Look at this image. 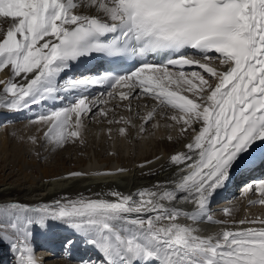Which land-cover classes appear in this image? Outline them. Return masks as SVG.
<instances>
[{
	"label": "snow or ice",
	"instance_id": "snow-or-ice-1",
	"mask_svg": "<svg viewBox=\"0 0 264 264\" xmlns=\"http://www.w3.org/2000/svg\"><path fill=\"white\" fill-rule=\"evenodd\" d=\"M0 18L8 22L0 30V74L6 77L0 106L19 111L82 90L68 106L33 121L48 126L43 135L54 148L83 143L84 119L97 114L109 125L124 124L118 131L126 136L135 127L132 117L109 116L121 106L132 113L139 108L133 101L141 99L153 104L139 130L159 115L166 123L154 127L167 129V140L182 146L160 165L161 171L176 169L174 180L128 193L0 202V240L12 232L17 264H42L32 228L47 230L50 222L82 237L101 254L100 264H264V215L238 218L228 207L221 217L211 212L237 165L264 168V153L252 154L264 144V0H0ZM96 54L114 58L115 67L64 80L76 63ZM129 59L133 66L119 74ZM92 85H107L108 99H88L83 92ZM113 101L111 109L101 107ZM87 175L71 171L67 177ZM246 191L259 195L250 203L264 206V179Z\"/></svg>",
	"mask_w": 264,
	"mask_h": 264
},
{
	"label": "bare ground",
	"instance_id": "bare-ground-1",
	"mask_svg": "<svg viewBox=\"0 0 264 264\" xmlns=\"http://www.w3.org/2000/svg\"><path fill=\"white\" fill-rule=\"evenodd\" d=\"M7 26L8 22L0 18V30L6 29ZM76 64L75 67L67 71L64 78L69 76L72 71L77 70ZM5 78L4 74H0V79ZM2 88L3 85H0V89ZM60 94H62V92ZM98 98L102 101L108 99L107 95L88 97L90 100ZM2 99L3 97L0 96V100ZM115 103H118V101H113L106 105L101 104V107L111 109ZM145 103L148 104L147 108L144 107ZM133 104H139V108H134L132 113L125 111L123 106H121L120 108H116L115 116L112 114L109 116V119L115 118L117 120L121 116L132 117V122L135 127H129L126 136H121L118 131L120 127H125L124 124L109 125L107 120L101 118L97 114L92 118L84 119L85 129L83 132V143L79 140L75 143L69 142L61 147V154H56L55 148L44 138L43 133L47 131L48 126L36 125L33 122L21 125L18 132L19 139L21 140L20 143L16 141L15 144L13 143L14 145L11 149L9 147L12 152L9 162L12 165L11 169H13V171L11 174H13L6 176L5 179L1 181L5 184L0 185V202L19 201L31 205L40 202H50L62 195H67L69 197H74L77 194L90 196L93 193L107 192L110 190L128 193L134 191L138 187L153 184L157 180L170 181L177 179V177L173 175L176 169H170L165 166L161 171L160 165L165 162L168 156L175 151L181 150V144L167 140L166 137L169 132L164 127H154L157 122L162 126L166 123L159 115H156L155 119L147 123L144 126L145 130L141 132L139 129L143 122V118L146 117L147 111L151 110L153 102L141 99L139 101H133ZM68 105L69 103L65 102L55 109ZM16 111L17 110H11L1 106L0 119L10 118L11 116L22 113L21 111ZM137 111H139L141 119L136 118ZM40 113H43V111ZM108 128L112 129L111 135H109L107 131ZM6 132L7 128L0 131V149L4 154H8L6 146L9 142V138ZM29 136H36V142H30L28 140ZM263 149L264 144L258 143L252 150V154H255L257 150L262 151ZM79 153L82 155L80 156ZM157 156L164 159L144 168L139 167L147 160H155ZM33 157L39 159L46 157L48 161L50 160L49 162H51L52 165H42L38 161H35V159H32ZM118 168H124L127 169V171L123 174L110 176L94 175V173L97 172H115ZM244 170H247V168L244 167L243 164H239L231 171L224 187L218 190L212 203L213 205L216 203V200L224 199L223 201L226 202L225 204L223 203L221 207L222 210L226 207L232 208L238 218H242L245 213H248L245 209L247 202L259 198L258 193L255 191H246L247 186L254 182L258 183L260 180L264 179V168H260V170L254 174L258 175L256 178L249 177L248 179L250 181L248 180L249 182L247 184H243V188L240 187L242 189L241 191H234L233 187L240 182L235 173L239 171L245 172ZM2 171L3 170L0 172ZM71 171H83L90 173V175L79 178H68L67 174ZM154 171L157 172V175H149L150 172ZM17 174H21L24 181L19 180V184L17 185L7 184L6 181L12 180ZM227 189L228 192L223 193V191ZM238 192L239 194H237ZM222 210H220L219 214L215 217L223 216ZM78 237L80 236L78 235ZM13 239V235L8 236L7 241L10 246V248L9 246L8 248L17 263V254L11 247ZM4 244H6L4 243V239L0 240V264L5 260H2V257L8 254L7 251L4 253L6 250ZM38 248L37 245L36 249ZM70 258L76 259L78 256L71 254L67 256L65 261H58L56 264H71L68 260Z\"/></svg>",
	"mask_w": 264,
	"mask_h": 264
},
{
	"label": "rangeland",
	"instance_id": "rangeland-1",
	"mask_svg": "<svg viewBox=\"0 0 264 264\" xmlns=\"http://www.w3.org/2000/svg\"><path fill=\"white\" fill-rule=\"evenodd\" d=\"M75 80V78H73ZM78 96H74V94H71L69 99H67L66 101L62 102V103H71L74 99H76ZM61 100V99H60ZM59 102V98L56 100H48L46 102H43V104H38V105H34V107H30L28 109H22L21 110V114L16 115V116H11L10 118H1L0 119V131L7 128V134H8V138H9V142L7 144V149H8V154H4L1 149H0V171L3 170L2 172H0V185L5 184L3 182H1L2 180L5 179L6 176L8 175H12L11 172L13 171V169H11L12 165L10 164V154H12L11 152V148L13 147V145L17 142L20 143V139H19V129L20 126L26 123H30L33 122L38 114H40L41 111L45 112L48 110H54L55 106L58 105ZM1 107V106H0ZM14 143V144H13ZM10 147V149H9ZM61 147L60 148H55V151L57 152L56 154H59L61 152ZM61 154V153H60ZM79 155L81 156L82 154L79 153ZM9 159V160H8ZM32 159H35V161H38L39 163H41L42 165H52L51 162L48 161V159L45 158H36L33 157ZM15 174V173H14ZM19 180L24 181V178L21 174H17L12 180L10 181H6L7 184H12V185H17L19 184ZM242 183V180H241ZM241 186H237V188L234 189V191H241L242 187ZM230 189V188H229ZM239 194V192L237 193ZM239 196V195H238ZM224 199H219L216 200V205H212L211 206V212L214 216H217L220 212V210H222V205L223 203L225 204L226 201H223ZM245 209L246 211L252 215H264V206H261L259 204H252L250 202H247V204L245 205ZM38 227V226H36ZM13 235L11 231H9L8 236ZM8 236L6 238V240L4 239V248H6V250L4 251V253H6L7 251V256L2 257L4 260L3 263L1 264H17L15 262V258L13 257V255L11 254V252L9 251L10 249L8 248L9 243H8ZM7 241V242H6ZM68 246V245H67ZM39 247V246H38ZM1 250V248H0ZM2 251V252H3ZM35 256L42 261V264H56L58 261H65L67 259V256H70V253L68 254L65 250H58V252H54V253H50L49 251H43L42 249H40V247L38 249H35ZM17 260V259H16ZM69 262L71 264H85L84 262H88V261H92L95 262V264H100V260H101V254H96L93 256H87V258L84 257H78L76 259L70 258L68 259ZM84 261V262H83Z\"/></svg>",
	"mask_w": 264,
	"mask_h": 264
}]
</instances>
